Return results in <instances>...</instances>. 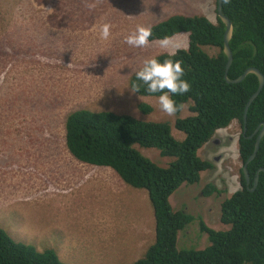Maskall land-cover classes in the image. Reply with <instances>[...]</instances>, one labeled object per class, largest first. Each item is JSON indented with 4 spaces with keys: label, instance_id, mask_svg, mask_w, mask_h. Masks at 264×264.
Listing matches in <instances>:
<instances>
[{
    "label": "rangeland",
    "instance_id": "rangeland-1",
    "mask_svg": "<svg viewBox=\"0 0 264 264\" xmlns=\"http://www.w3.org/2000/svg\"><path fill=\"white\" fill-rule=\"evenodd\" d=\"M216 10L217 0H0V226L16 240L55 247L69 264H128L142 256L155 238L148 192L111 168L77 160L66 147L65 119L77 108L156 121L189 115L185 106L169 116L158 97L130 88L143 60L187 48L189 35L172 37L167 50L159 40L134 48L125 37L172 14L217 21ZM105 25L107 40L100 35ZM141 103L153 111L140 110ZM241 133L238 122L219 130L213 138L219 142L200 151L214 168L171 195L175 209L196 217L179 232L180 248L209 245L199 217L215 229L229 228L221 206L242 187ZM141 150L160 165L172 160L155 148ZM209 183L223 192L207 194Z\"/></svg>",
    "mask_w": 264,
    "mask_h": 264
},
{
    "label": "trees",
    "instance_id": "trees-1",
    "mask_svg": "<svg viewBox=\"0 0 264 264\" xmlns=\"http://www.w3.org/2000/svg\"><path fill=\"white\" fill-rule=\"evenodd\" d=\"M222 10L234 24L230 41L234 59L228 77L235 79L252 66L264 74V0H222ZM150 28V41L180 33L189 35V46L176 50L174 56L169 52L153 56L161 62L170 59L181 63L185 71L182 78L191 87L189 92L173 99L177 104L188 106L189 115L177 117L175 121H156L113 110L77 108L65 119L66 147L77 160L111 168L125 183L148 192L154 209L155 238L142 256L128 264H264V171L259 172L254 190L253 183L247 185L243 171L263 127L264 87L249 107L245 131V107L257 90L259 79L250 73L240 82L227 80L226 25L218 11L217 21L203 14H172ZM137 86L139 92L135 94L159 96V93L149 94L147 86L134 73L130 88ZM139 107L145 112L153 111L146 103ZM234 122L242 127L243 166L242 187L225 197L221 206V222L229 228L215 229L199 217L200 229L208 234L209 245L180 248L179 232L196 217L186 209H175L170 197L183 184L200 182L202 173L214 168L212 161L202 157L200 151L219 130ZM259 126V131L253 134ZM173 128L183 132L184 137L178 138ZM141 147L158 149L172 160L166 166L160 165L145 155ZM247 166L253 182L257 171L264 167V136L256 157ZM205 192L213 194L223 190L209 183ZM0 264L69 263L55 247L39 248L16 240L8 229L0 226Z\"/></svg>",
    "mask_w": 264,
    "mask_h": 264
},
{
    "label": "clouds",
    "instance_id": "clouds-1",
    "mask_svg": "<svg viewBox=\"0 0 264 264\" xmlns=\"http://www.w3.org/2000/svg\"><path fill=\"white\" fill-rule=\"evenodd\" d=\"M101 39L107 40L110 37L109 26H103L101 30ZM152 29L150 27L137 26L135 30L125 37V43L134 48H143L150 43ZM172 45L170 37H164L159 40V46L162 49H169ZM179 46H175L173 51L169 52L170 56L176 54ZM185 71L180 62H173L166 59L161 62L153 57L143 60L142 66L135 72V77L146 85V91L149 94L159 93L158 105L162 112L172 116L181 110L184 105L177 104L173 99L174 96L184 95L190 91V84L183 79ZM133 93L139 92V87L131 89Z\"/></svg>",
    "mask_w": 264,
    "mask_h": 264
},
{
    "label": "water",
    "instance_id": "water-1",
    "mask_svg": "<svg viewBox=\"0 0 264 264\" xmlns=\"http://www.w3.org/2000/svg\"><path fill=\"white\" fill-rule=\"evenodd\" d=\"M217 11H218L219 17L221 18V20L226 25V32H225V37H224V51H225L226 55L228 56V62H227V66H226V78H227V80L229 82H234V83L240 82V81L244 80L245 77L248 74H250V73L256 74L258 76V79H259L258 88L255 91V93L250 97V99H249V101H248V103H247V105L245 107L244 123H245V130H246L248 110H249V107L252 104V102L260 94L261 90L264 87V74L262 73V71L260 69H258L257 67H253L252 66V67H248L244 71V73L242 75H240L239 77H237L235 79H230L228 77V72H229V69H230L231 64L233 62V59H234L233 52H232V49H231V46H230V41H231V39L233 37V34H234V24H233V21L223 12V10H222V0H218ZM259 129H260V126L256 129V131H258ZM263 136H264V122H263V127L261 128V130H260V132H259V134L257 136L256 143H255V147H254V151L250 155V157L248 158L247 163L243 167L244 175H245V178H246V180L248 182L250 180V174H249L248 166L247 165H248V163L250 161H252L256 157V155H257V153L259 151L260 144H261V140H262ZM250 137H252V136H250ZM216 140L213 139L212 141L215 142ZM260 171H264V167H261L258 170L256 179H255V183H254V187L252 188V190H254L257 187V184H258V181H259V172Z\"/></svg>",
    "mask_w": 264,
    "mask_h": 264
},
{
    "label": "flooded vegetation",
    "instance_id": "flooded-vegetation-1",
    "mask_svg": "<svg viewBox=\"0 0 264 264\" xmlns=\"http://www.w3.org/2000/svg\"><path fill=\"white\" fill-rule=\"evenodd\" d=\"M258 128V127H257ZM256 128V129H257ZM246 131V130H245ZM256 131V130H255ZM259 131V130H258ZM258 131H256V132H258ZM256 132H254L253 134H255ZM217 142H219V140H216L215 141V143H217ZM258 172V171H257ZM256 176H257V174L255 175V177L253 178V182H252V177H251V175H250V180H249V182L246 180V182H247V185H250V183H253V187H254V183H255V179H256Z\"/></svg>",
    "mask_w": 264,
    "mask_h": 264
}]
</instances>
